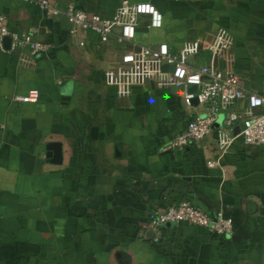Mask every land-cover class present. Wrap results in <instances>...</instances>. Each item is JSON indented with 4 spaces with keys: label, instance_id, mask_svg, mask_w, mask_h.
<instances>
[{
    "label": "crops",
    "instance_id": "crops-1",
    "mask_svg": "<svg viewBox=\"0 0 264 264\" xmlns=\"http://www.w3.org/2000/svg\"><path fill=\"white\" fill-rule=\"evenodd\" d=\"M121 1L56 0L103 17ZM146 1L162 12L161 26L139 14L133 39L120 43L118 25L105 37L71 33L64 15L45 16L37 0H0L11 29L51 44L35 53L0 45V264H264V143L245 144L237 134L220 153L222 113L200 141L162 149L193 113L181 86L147 78L120 95L105 75L123 48L165 42L176 52L222 26L232 44L216 63L259 92L264 0ZM209 62L201 48L185 66L161 69L184 75ZM31 88L35 100L14 99ZM245 105L239 98L232 109ZM182 199L229 216L232 233L148 224L155 210Z\"/></svg>",
    "mask_w": 264,
    "mask_h": 264
},
{
    "label": "built area",
    "instance_id": "built-area-1",
    "mask_svg": "<svg viewBox=\"0 0 264 264\" xmlns=\"http://www.w3.org/2000/svg\"><path fill=\"white\" fill-rule=\"evenodd\" d=\"M45 16L64 15L69 31L74 33L78 28L96 31L103 37L111 26L118 25L120 33L117 42L124 43L133 39L138 15L147 14L149 25L159 27L162 24V12L150 1L140 0L128 2L122 0L111 17H103L97 13H89L76 8L72 3L61 8L56 0H37ZM10 37V47H22L29 53L46 51L50 43L32 38L30 32L11 29L8 17L0 12V45L4 36ZM232 44V35L225 27H218L212 38L185 42L178 51H170L165 42L155 45H138L135 48H123L117 62L107 68L105 75L109 84L117 87L118 94H127L129 87L135 82H143L147 78H157L164 83H174L182 88V100L185 107L192 109L190 119L162 146V149L184 148L186 145L198 142L204 138L222 115V123L216 126V144L220 153H226L233 138L240 134L245 144L264 143V110L256 112V106H264V77L259 92L246 91L241 76L233 69L219 66L216 63L224 50ZM204 48L210 52V62L187 70L184 75L164 72L163 62L175 66H185L189 54ZM196 85L191 91L189 86ZM38 96L36 88L29 89L25 94L15 95L19 101L35 100ZM197 98V102L193 101ZM246 99V105L240 109H232L236 100ZM201 108L198 109V106ZM240 123L237 132L235 124ZM208 163L212 164V161ZM166 221L187 222L204 226L210 232L220 235H230L233 230L232 220L221 212L209 214L204 209L189 200L182 199L155 210L150 215L148 224L156 229Z\"/></svg>",
    "mask_w": 264,
    "mask_h": 264
},
{
    "label": "water",
    "instance_id": "water-1",
    "mask_svg": "<svg viewBox=\"0 0 264 264\" xmlns=\"http://www.w3.org/2000/svg\"><path fill=\"white\" fill-rule=\"evenodd\" d=\"M4 42H10V37L8 36V35H6V36H4ZM196 85L195 84H191L190 86H189V89L191 90V91H195L196 90ZM193 101L196 103L197 102V98L195 97L194 99H193ZM56 145H54L53 146V149L56 151L57 149H55L56 147H55ZM58 146V145H57Z\"/></svg>",
    "mask_w": 264,
    "mask_h": 264
}]
</instances>
